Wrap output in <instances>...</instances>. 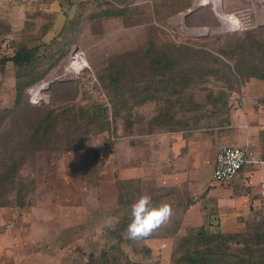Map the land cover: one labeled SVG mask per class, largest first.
I'll return each mask as SVG.
<instances>
[{
	"label": "rangeland",
	"instance_id": "374dc122",
	"mask_svg": "<svg viewBox=\"0 0 264 264\" xmlns=\"http://www.w3.org/2000/svg\"><path fill=\"white\" fill-rule=\"evenodd\" d=\"M176 1L179 0H127L129 8L121 17H92L90 12H95L99 7L93 4L83 8L80 14L73 11L74 8L57 5L56 11L51 12L53 18L48 20L49 14L46 13L40 21L35 24L30 21L18 31V35L9 38L10 45L0 44V59L2 55L12 53L15 41L25 40L30 46L37 44L36 56L40 55L36 60L38 64L43 66L44 58L53 63L47 74L26 91L25 101L29 107L42 111L52 104L63 102L65 95L60 93L71 94L73 83L70 81L80 85L83 92L99 85L95 77L110 62L127 60V65H135L151 32L161 41H179L194 35L240 34L247 28L264 26V0H209L206 3L190 0L194 10L189 16L185 9L167 15V6ZM118 3L122 4L123 0ZM150 24L156 28H150ZM61 46V51H55L54 55L49 53ZM80 58L85 61L79 66L72 67L71 64L69 67L72 61L77 62ZM212 82L198 84L195 91L197 97L213 88L215 85ZM14 92L13 65L10 62L5 65L0 63V110L14 106ZM51 94L55 98L53 101ZM233 95L237 97V93ZM37 96H41V99ZM154 108L152 101L136 105L135 111L146 118ZM27 114L29 116L30 112L25 109L13 110L0 125V170L9 146L15 144L4 140L5 135L8 130H17L18 125L29 123ZM88 145L90 151L83 153V159L85 153L86 156L84 161L82 159V165L78 162L69 169L66 166L71 164L69 160L74 155L73 150L83 149V146L66 151L48 148L25 152L21 172L27 182L33 183L34 190L24 205H18L19 196L14 190L9 191L8 204L0 206V264H86L89 255L98 257L99 247L114 243L111 230L116 227L112 209L115 203L108 207L99 203L100 200H110L112 196L108 195L107 189L102 191V187L109 183L112 185L113 174L106 134L89 136L84 147ZM115 186L117 202L125 201L124 204L119 203L123 206L121 211H130V205L142 194L150 195L153 203L160 201V196L151 191L139 192L141 194L137 193L138 189L133 191L127 181L116 180ZM171 207L177 208L175 205ZM180 217L181 211H173L168 224L154 232L156 237L149 240L155 245L153 249L142 239H129L125 230V238L121 242L122 258L128 257L138 264H170L169 246H172L180 230L174 227ZM160 237H170L171 245L166 247L163 243L158 247L155 243ZM16 239H19L18 244L13 242ZM162 246L166 247L163 252ZM155 247H158L157 251Z\"/></svg>",
	"mask_w": 264,
	"mask_h": 264
},
{
	"label": "trees",
	"instance_id": "16d2710c",
	"mask_svg": "<svg viewBox=\"0 0 264 264\" xmlns=\"http://www.w3.org/2000/svg\"><path fill=\"white\" fill-rule=\"evenodd\" d=\"M118 1L102 0L90 15L121 17L129 3ZM181 9L188 16L194 10L190 0H179L167 6V15ZM148 26L156 28L153 24ZM60 48L63 46L49 53L54 55ZM37 51V44L30 46L19 40L12 53L0 59L3 65H13L15 91L14 106L0 110V125L13 110L30 112L29 123L8 130L5 135L4 140L15 144L9 146L0 170V206L8 204L9 191L14 190L19 196L18 205H24L34 190L33 183L27 182L21 172L28 150L81 148L89 136L97 134H106L111 150L114 138L122 135L224 125L229 123L233 94L239 97L251 78L264 79V26L247 28L240 34L194 35L179 41H161L151 32L135 65H127V60L110 62L95 77L99 85L83 92L80 85L70 81L71 94L60 93L65 95L63 102L39 111L26 103V91L47 74L53 63L44 58V65L38 64ZM210 80L215 86L200 87L207 91L197 97L196 86ZM51 100H55L52 94ZM152 101L155 108L149 117L136 113V105ZM119 203L116 199L112 207L116 218V227L111 230L114 243L99 247L98 257L89 255L86 264H138L122 258L121 242L130 211H121L123 206ZM178 230L171 246L170 264H264L263 219L246 222L238 231L211 230L203 223ZM150 236L155 237L154 232Z\"/></svg>",
	"mask_w": 264,
	"mask_h": 264
},
{
	"label": "crops",
	"instance_id": "0c3cea01",
	"mask_svg": "<svg viewBox=\"0 0 264 264\" xmlns=\"http://www.w3.org/2000/svg\"><path fill=\"white\" fill-rule=\"evenodd\" d=\"M99 2L102 0H0V44L10 45L9 38L18 35L30 21L34 24L40 21L46 13L50 15L48 20L53 18L51 12L56 11L57 5L74 8L80 14L86 6ZM186 130L116 138L109 151L112 185L102 187V191L107 189L112 196L110 200H100V205L115 203L118 180L127 181L133 191L138 189V194L151 191L160 196L159 203L175 205L173 211H181L182 218L176 220L174 227L203 223L209 228L238 231L251 220L260 218L264 222V79L251 78L245 82L242 94L232 100L229 123ZM226 144H247L262 162L244 164L230 180L214 181L216 152ZM88 146L73 150V160H69L71 164L66 168L78 162L82 165L90 151ZM151 238L142 241L153 249ZM18 240L13 242L18 244ZM171 242L170 237H160L155 244L161 247L164 243L167 247ZM166 247L162 246V252Z\"/></svg>",
	"mask_w": 264,
	"mask_h": 264
},
{
	"label": "clouds",
	"instance_id": "9594fccd",
	"mask_svg": "<svg viewBox=\"0 0 264 264\" xmlns=\"http://www.w3.org/2000/svg\"><path fill=\"white\" fill-rule=\"evenodd\" d=\"M173 214L167 202L153 203L148 194H142L130 205V220L126 227V236L137 240L150 236L166 224Z\"/></svg>",
	"mask_w": 264,
	"mask_h": 264
},
{
	"label": "built area",
	"instance_id": "2783aa9c",
	"mask_svg": "<svg viewBox=\"0 0 264 264\" xmlns=\"http://www.w3.org/2000/svg\"><path fill=\"white\" fill-rule=\"evenodd\" d=\"M208 1L209 0H200V3H206ZM260 161L262 162V160L258 159L248 148L247 144L222 145L216 152L212 179L214 181L230 180L237 175L238 171L244 164Z\"/></svg>",
	"mask_w": 264,
	"mask_h": 264
},
{
	"label": "bare ground",
	"instance_id": "6f19581e",
	"mask_svg": "<svg viewBox=\"0 0 264 264\" xmlns=\"http://www.w3.org/2000/svg\"><path fill=\"white\" fill-rule=\"evenodd\" d=\"M205 1V0H204ZM214 1V0H213ZM216 2H217V0H216ZM77 57H75V59H76ZM78 59V58H77ZM85 61V59L84 58H80V60H77V62H74V61H72L70 64H69V67L71 66V64H72V67H74V66H79L81 63H83ZM37 88V87H36ZM42 88V87H41ZM42 90H40V92H41ZM40 92L38 93V94H40ZM45 97V96H44ZM37 98L38 99H41V96H37Z\"/></svg>",
	"mask_w": 264,
	"mask_h": 264
},
{
	"label": "water",
	"instance_id": "95a60500",
	"mask_svg": "<svg viewBox=\"0 0 264 264\" xmlns=\"http://www.w3.org/2000/svg\"><path fill=\"white\" fill-rule=\"evenodd\" d=\"M224 28V27H223ZM203 28H200L199 30H202ZM232 29V28H231ZM224 30H229V28H224Z\"/></svg>",
	"mask_w": 264,
	"mask_h": 264
}]
</instances>
